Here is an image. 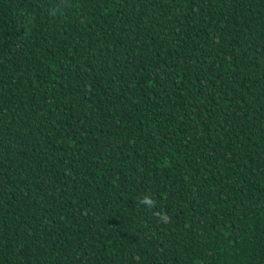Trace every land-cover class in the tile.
<instances>
[{"label":"trees","instance_id":"trees-1","mask_svg":"<svg viewBox=\"0 0 264 264\" xmlns=\"http://www.w3.org/2000/svg\"><path fill=\"white\" fill-rule=\"evenodd\" d=\"M0 264H264V0H0Z\"/></svg>","mask_w":264,"mask_h":264}]
</instances>
